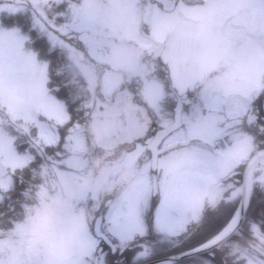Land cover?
I'll use <instances>...</instances> for the list:
<instances>
[{
    "label": "snow or ice",
    "instance_id": "snow-or-ice-1",
    "mask_svg": "<svg viewBox=\"0 0 264 264\" xmlns=\"http://www.w3.org/2000/svg\"><path fill=\"white\" fill-rule=\"evenodd\" d=\"M0 264H264V0H0Z\"/></svg>",
    "mask_w": 264,
    "mask_h": 264
}]
</instances>
